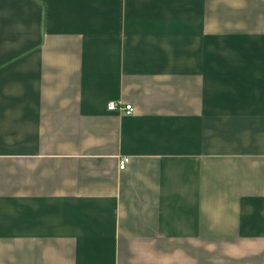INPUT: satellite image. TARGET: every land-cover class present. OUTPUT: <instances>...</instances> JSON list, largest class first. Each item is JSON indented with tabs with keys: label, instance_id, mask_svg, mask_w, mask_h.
<instances>
[{
	"label": "crops",
	"instance_id": "1",
	"mask_svg": "<svg viewBox=\"0 0 264 264\" xmlns=\"http://www.w3.org/2000/svg\"><path fill=\"white\" fill-rule=\"evenodd\" d=\"M0 264H264V0H0Z\"/></svg>",
	"mask_w": 264,
	"mask_h": 264
},
{
	"label": "built area",
	"instance_id": "2",
	"mask_svg": "<svg viewBox=\"0 0 264 264\" xmlns=\"http://www.w3.org/2000/svg\"><path fill=\"white\" fill-rule=\"evenodd\" d=\"M108 110L111 112H120L123 113L125 115H133V113L135 112V108L133 105L131 104H123V103H117V102H110L108 104ZM130 163V158L129 157H124L120 160L119 163V168L120 170H125L128 166V164Z\"/></svg>",
	"mask_w": 264,
	"mask_h": 264
}]
</instances>
